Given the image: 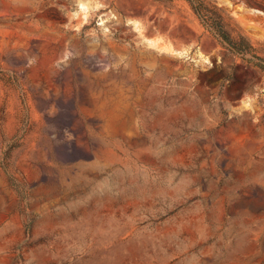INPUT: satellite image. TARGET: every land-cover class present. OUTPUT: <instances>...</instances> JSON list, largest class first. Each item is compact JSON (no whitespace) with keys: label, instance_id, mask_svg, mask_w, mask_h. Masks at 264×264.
<instances>
[{"label":"rangeland","instance_id":"1","mask_svg":"<svg viewBox=\"0 0 264 264\" xmlns=\"http://www.w3.org/2000/svg\"><path fill=\"white\" fill-rule=\"evenodd\" d=\"M262 60L187 0H0V264H264Z\"/></svg>","mask_w":264,"mask_h":264},{"label":"trees","instance_id":"2","mask_svg":"<svg viewBox=\"0 0 264 264\" xmlns=\"http://www.w3.org/2000/svg\"><path fill=\"white\" fill-rule=\"evenodd\" d=\"M191 5L194 13L200 18L201 23L211 30L215 36L218 38L220 43L229 46L232 50L238 53H252L254 58L259 61L262 59L251 52V46L246 43L244 39L235 40L231 37L229 32L225 29L222 20V9L214 3L208 0H187ZM256 62V65L264 67L263 61Z\"/></svg>","mask_w":264,"mask_h":264}]
</instances>
